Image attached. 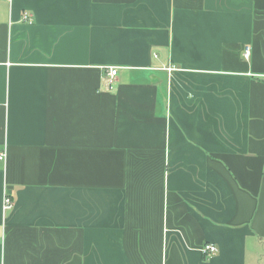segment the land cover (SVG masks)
Returning <instances> with one entry per match:
<instances>
[{"label": "crops", "instance_id": "crops-1", "mask_svg": "<svg viewBox=\"0 0 264 264\" xmlns=\"http://www.w3.org/2000/svg\"><path fill=\"white\" fill-rule=\"evenodd\" d=\"M2 151L0 264H264V0H0Z\"/></svg>", "mask_w": 264, "mask_h": 264}, {"label": "built area", "instance_id": "built-area-1", "mask_svg": "<svg viewBox=\"0 0 264 264\" xmlns=\"http://www.w3.org/2000/svg\"><path fill=\"white\" fill-rule=\"evenodd\" d=\"M24 20H27L26 15L23 16ZM249 48L244 49L243 51V57L245 59L249 58ZM167 72L171 73L173 71H176L177 69L174 67H168L166 68ZM118 74V69L117 67H107L105 69V77H104V81L106 82L107 86L109 89L112 88V84L114 82V80L116 79ZM6 159V153L4 151L0 152V163H4ZM14 207V201L12 199L11 194H9L6 190L4 192V197H3V211L5 213L11 211ZM202 252L203 255L205 257H209L211 255H214L217 252V249L214 245L212 244H206L203 248H202Z\"/></svg>", "mask_w": 264, "mask_h": 264}]
</instances>
